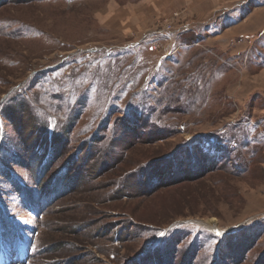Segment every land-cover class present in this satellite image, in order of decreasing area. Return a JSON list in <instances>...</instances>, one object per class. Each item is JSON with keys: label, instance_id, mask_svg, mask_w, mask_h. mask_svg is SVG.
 Listing matches in <instances>:
<instances>
[{"label": "rangeland", "instance_id": "obj_1", "mask_svg": "<svg viewBox=\"0 0 264 264\" xmlns=\"http://www.w3.org/2000/svg\"><path fill=\"white\" fill-rule=\"evenodd\" d=\"M171 2L0 0L9 264H264V0Z\"/></svg>", "mask_w": 264, "mask_h": 264}, {"label": "crops", "instance_id": "obj_2", "mask_svg": "<svg viewBox=\"0 0 264 264\" xmlns=\"http://www.w3.org/2000/svg\"><path fill=\"white\" fill-rule=\"evenodd\" d=\"M164 1L167 5L169 2H171V0ZM171 3H173L172 7L182 10L181 14L184 17L195 16V18L199 20L210 18L213 13H216V15L218 16L222 13H217L218 10H224L228 8V12L226 11L225 13H223L224 15L222 14L223 16L221 15V19L226 22V24L221 28L222 31L246 22V19L248 18V15L250 13L249 9L247 11L245 10L240 17L238 11L231 8V5L235 3V0H172ZM253 6V4L252 6H250V10H252Z\"/></svg>", "mask_w": 264, "mask_h": 264}, {"label": "trees", "instance_id": "obj_3", "mask_svg": "<svg viewBox=\"0 0 264 264\" xmlns=\"http://www.w3.org/2000/svg\"><path fill=\"white\" fill-rule=\"evenodd\" d=\"M14 113V108H12L11 110L9 109L8 110V116H10L11 114H13ZM17 117V116H16ZM15 117V118H16ZM36 135H40L41 137H42V134L40 133V131H38V132H36ZM40 137V138H41ZM66 137V136H65ZM25 139H27V137L25 138ZM61 140V142L64 140V138H60ZM45 146H46V144H45ZM46 149H48V150H51V151H53L52 150V148H46ZM45 149V150H46ZM48 153V152H47ZM44 159H45V156H44V158H43V161H44ZM40 160H41V158H40ZM53 183H55L56 184V181H54ZM61 185V183L60 184H56V186L55 187H59ZM65 186H67V185H65ZM55 187H53V188H55ZM22 196H20V198H21ZM22 199V198H21ZM1 218V217H0ZM3 220V224H1L0 225V234H2V233H8V234H14V232L13 231H8V230H5L4 229V227L2 226V225H4V226H11V225H14V222H10V221H8L7 219H5V218H3L2 219ZM15 237V236H14Z\"/></svg>", "mask_w": 264, "mask_h": 264}, {"label": "built area", "instance_id": "obj_4", "mask_svg": "<svg viewBox=\"0 0 264 264\" xmlns=\"http://www.w3.org/2000/svg\"><path fill=\"white\" fill-rule=\"evenodd\" d=\"M170 26V25H169ZM183 28V27H182ZM138 41H136V42H131V43H128V44H126V45H124V46H129V45H133V44H135V43H137ZM167 55V54H166Z\"/></svg>", "mask_w": 264, "mask_h": 264}, {"label": "snow or ice", "instance_id": "obj_5", "mask_svg": "<svg viewBox=\"0 0 264 264\" xmlns=\"http://www.w3.org/2000/svg\"><path fill=\"white\" fill-rule=\"evenodd\" d=\"M161 235H163V233H161Z\"/></svg>", "mask_w": 264, "mask_h": 264}]
</instances>
